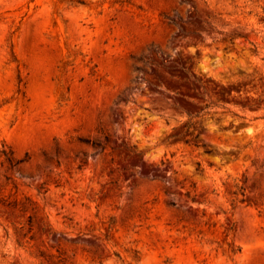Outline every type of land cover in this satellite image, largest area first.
Instances as JSON below:
<instances>
[{"label":"rangeland","instance_id":"obj_1","mask_svg":"<svg viewBox=\"0 0 264 264\" xmlns=\"http://www.w3.org/2000/svg\"><path fill=\"white\" fill-rule=\"evenodd\" d=\"M0 264H264V0H0Z\"/></svg>","mask_w":264,"mask_h":264},{"label":"trees","instance_id":"obj_2","mask_svg":"<svg viewBox=\"0 0 264 264\" xmlns=\"http://www.w3.org/2000/svg\"><path fill=\"white\" fill-rule=\"evenodd\" d=\"M81 141H85V142H89V143H91L92 145L93 144H95V142L94 141H91V140H89V139H80ZM3 152V151H2ZM5 155H6V157H7V159L10 161V162H12L13 160H12V158L11 157H9L8 156V154L6 153V152H3Z\"/></svg>","mask_w":264,"mask_h":264}]
</instances>
